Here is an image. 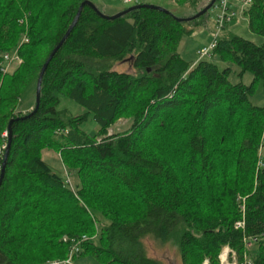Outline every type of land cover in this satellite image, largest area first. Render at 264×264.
Segmentation results:
<instances>
[{"label":"trees","instance_id":"trees-1","mask_svg":"<svg viewBox=\"0 0 264 264\" xmlns=\"http://www.w3.org/2000/svg\"><path fill=\"white\" fill-rule=\"evenodd\" d=\"M84 1L0 0V134L12 121L0 264L63 259L82 236L74 258L101 264H161L144 240L171 243L180 264H217L224 245L241 263L245 236L255 238L246 251L252 264H264V107L249 101L255 82L264 84V42L220 30L210 55L252 76L233 83L229 66L189 62L177 51L207 12L177 21L137 8L107 20L84 5L43 74L37 110L22 118L31 110L18 111L19 99ZM173 1L194 13L209 2ZM243 14L264 36V0H251ZM17 46L22 63L3 76L2 54ZM116 62L128 70H114ZM63 95L92 114L96 134L79 128L85 114L58 108ZM121 117L128 129L107 135ZM43 148L59 154L74 184L41 158ZM241 217L243 229H235Z\"/></svg>","mask_w":264,"mask_h":264},{"label":"rangeland","instance_id":"rangeland-1","mask_svg":"<svg viewBox=\"0 0 264 264\" xmlns=\"http://www.w3.org/2000/svg\"><path fill=\"white\" fill-rule=\"evenodd\" d=\"M91 1L97 6L100 11L107 15H113L136 3H146L160 6L168 12L172 13L174 16L180 18L188 17L194 13V9L190 5H177L173 0H129L128 3H124L123 0ZM215 14V8L211 7L207 11V14L205 16V24L197 26L192 34L181 37L177 51L179 55L186 61L193 62L199 59L197 51L201 47H207L209 45L213 36V16ZM223 28L224 30H229L234 34H237L242 38L250 40L254 43L260 44L264 42L263 36H259L248 29L247 20L243 19V15L241 14V12H238L237 17L232 21L226 23ZM203 59H207L213 62L219 69H222L225 66H229L231 68V73L229 74L228 78L233 83L241 82L243 84H249L252 79V76L249 72H244L241 75H238L237 73L239 71V68L236 65L229 62H222L215 55L205 56L203 57ZM113 69L117 71H127L128 63L116 62L113 66ZM13 71L14 69H11L10 73H12ZM35 86L36 85L32 83L25 89L17 104L18 111L27 112L33 109L35 104ZM249 101L251 104L264 107V84L261 81L255 82L253 93L249 96ZM58 108L67 109L73 115L85 114L86 118L80 124L79 128L90 135H94L97 133L98 125L93 120L92 114L88 112L87 109L82 105L63 95L60 96ZM129 124L130 120L128 118L121 117L109 127L107 135L124 132L128 129ZM6 135L8 136V132ZM261 151H264V147ZM41 158L45 162H47L55 171L61 174L65 179H68L71 184H74V175H67L61 158L56 151L49 148H43L41 151ZM143 244L146 250V254L150 257L158 259L161 264H180L178 253L171 243H167L166 245L159 247L149 240H144ZM80 259L86 260L87 262H79V264H101L92 256H82L80 257ZM77 261L78 258H74V262Z\"/></svg>","mask_w":264,"mask_h":264},{"label":"built area","instance_id":"built-area-1","mask_svg":"<svg viewBox=\"0 0 264 264\" xmlns=\"http://www.w3.org/2000/svg\"><path fill=\"white\" fill-rule=\"evenodd\" d=\"M124 3H128L129 0H123ZM251 4V0H216L213 4V7L216 10V14L213 16V36L207 47H201L198 51V58L201 59L205 56H209L212 49L216 44V36L220 32V30L224 27V25L237 17V13L241 12L243 14L244 10ZM264 38V36H263ZM28 38L25 34H23L22 38L19 41V45L24 42H27ZM198 60V59H197ZM22 63V59L18 54V46L15 47L11 51L4 52L2 54V63H1V73L2 75H7L11 72V69H15ZM7 132H2L0 134V154H3L6 143H7ZM1 170V164H0ZM241 212L243 206L241 204ZM244 226L242 217L234 222L233 227L235 229L242 230ZM88 237L82 236V238L76 242L75 245H72L68 251V254L63 259H55L51 261H47L45 264H74V257L76 253L79 251L78 244L81 241L87 240ZM255 238L242 237V245L244 247V252L242 254L241 263L237 262L236 254L234 250L224 245L218 256H217V264H252L251 259L246 251L250 250L252 242ZM201 264H209L206 259H204Z\"/></svg>","mask_w":264,"mask_h":264},{"label":"water","instance_id":"water-1","mask_svg":"<svg viewBox=\"0 0 264 264\" xmlns=\"http://www.w3.org/2000/svg\"><path fill=\"white\" fill-rule=\"evenodd\" d=\"M215 0H209V2L200 10H198L197 12H195L194 14L188 16V17H176L173 16L177 21H188V20H192L195 19L199 16H201L202 14L206 13L214 4ZM84 5H87L89 7H91L101 18L107 19V20H112L115 18H118L119 16L127 13L129 10L132 9H137V8H151V9H156L165 13H169L167 10H165L164 8L157 6V5H152V4H146V3H136L126 9H123L113 15H107L105 13H103L102 11H100L97 6L90 0H85L84 2L81 3V5L78 8V11L71 23V25L69 26V28L67 29V31L64 33L63 37L60 39V41L57 43V45L52 49V51L50 52V54L48 55L47 59L45 60L44 64L42 65V68L40 69V72L38 74L37 80H36V86H35V104L33 109L31 110V112L24 117H27L31 114H33L38 106H39V102H40V88H41V82H42V77L43 74L50 62V60L53 58V56L55 55V53L59 50V48L62 46V44L64 43V41L67 39V37L69 36V34L71 33L73 27L75 26V24L77 23L81 10L83 8ZM16 120V119H15ZM11 122H9L8 126H7V130H8V136H7V143H6V147L3 153V160L1 163V170H0V183L3 177V172H4V167H5V162L8 156V152L10 149V142H11Z\"/></svg>","mask_w":264,"mask_h":264},{"label":"crops","instance_id":"crops-1","mask_svg":"<svg viewBox=\"0 0 264 264\" xmlns=\"http://www.w3.org/2000/svg\"><path fill=\"white\" fill-rule=\"evenodd\" d=\"M118 11H119V10H118ZM242 15H243V19H246L245 15H244V14H242ZM79 262H80V263H86L87 261L78 258V261H77V262H74V264H79Z\"/></svg>","mask_w":264,"mask_h":264},{"label":"bare ground","instance_id":"bare-ground-1","mask_svg":"<svg viewBox=\"0 0 264 264\" xmlns=\"http://www.w3.org/2000/svg\"><path fill=\"white\" fill-rule=\"evenodd\" d=\"M216 1V0H215ZM215 3V2H214ZM213 7V6H212Z\"/></svg>","mask_w":264,"mask_h":264}]
</instances>
